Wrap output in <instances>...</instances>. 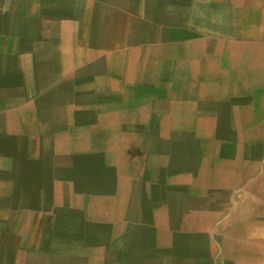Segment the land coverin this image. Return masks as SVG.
Here are the masks:
<instances>
[{"label":"crops","instance_id":"1","mask_svg":"<svg viewBox=\"0 0 264 264\" xmlns=\"http://www.w3.org/2000/svg\"><path fill=\"white\" fill-rule=\"evenodd\" d=\"M238 1L0 0V264L36 263L35 242L49 236L42 223L62 214L51 204L67 183L83 205L69 156L77 130L141 129L183 159L178 167L169 157L176 179L205 174L194 168L201 159L188 168V153L202 148L194 130H209L211 168L234 160L229 130L243 112L260 127L264 104V0L240 10ZM173 184L174 194L188 191ZM185 213L176 222L190 223Z\"/></svg>","mask_w":264,"mask_h":264},{"label":"rangeland","instance_id":"2","mask_svg":"<svg viewBox=\"0 0 264 264\" xmlns=\"http://www.w3.org/2000/svg\"><path fill=\"white\" fill-rule=\"evenodd\" d=\"M237 4L240 10L256 3L242 0ZM261 37L258 34L257 40ZM241 83L247 84L244 79ZM241 90L245 105L249 97L244 88ZM258 101L261 106L264 96ZM259 109L260 127H248L255 123L249 121V113L243 112L242 127L218 131L220 139L229 130L234 142L229 145L234 160L225 157L218 161V168H211L209 163L217 151L203 143L210 140L209 130H194L195 137L201 136L202 148L199 152L191 150L187 157L191 159L189 171L193 160L201 159L194 168L205 174L201 172L198 179L192 173L190 177L184 174L171 178L170 145L144 138L141 129L102 122L90 131L77 130L82 139L71 147L69 156L73 168L81 170L76 182L83 205L79 207L78 193L68 183L64 192L54 194L53 211L59 209L62 214L56 215L55 223H42L48 225L49 236L42 248L35 242V264H65L64 256L89 264H158L156 258L169 250L160 246L162 232L170 233L173 239L175 230L184 233L185 229L190 234L191 223L201 225L215 201L219 207L208 212L209 231L206 236H188L192 240L182 244L183 260L191 264H264V104ZM174 160L178 167L184 164L181 157ZM212 169H217L218 176ZM232 179L236 183L229 185ZM176 180L188 184V191L184 185L183 191L171 192ZM178 208L190 211V223L176 222L186 214ZM165 213L169 216L163 217ZM21 226L19 223L18 231ZM88 231L90 238L85 235ZM183 246L192 248V254L184 252ZM184 254L189 256L185 258Z\"/></svg>","mask_w":264,"mask_h":264},{"label":"bare ground","instance_id":"3","mask_svg":"<svg viewBox=\"0 0 264 264\" xmlns=\"http://www.w3.org/2000/svg\"><path fill=\"white\" fill-rule=\"evenodd\" d=\"M202 158V157H201ZM129 161V160H128ZM174 164V163H173ZM120 180V179H119ZM31 181V180H30ZM31 183V182H30ZM119 185V184H118ZM47 190V189H46ZM63 191V190H62ZM86 191V190H85ZM117 193V192H116ZM119 194V193H118ZM62 196V195H61ZM102 208V207H101ZM101 208H100V210H101ZM105 209V208H104ZM180 210V209H179ZM182 210V209H181ZM102 211V210H101ZM100 211V212H101ZM106 212V211H105ZM101 214H102V212H101ZM167 214V215H166ZM103 215V214H102ZM167 217V216H169V214L168 213H165L164 215H163V217ZM210 222V221H209ZM209 222H201L202 224V226L198 223V224H191L192 226V231H191V233L190 234H188L187 233V231H185V229H184V233H181V231H177V230H175V236H174V239H173V237L172 236H170V233H168L167 235H166V231H164V232H162V235L163 236H160V246H165V247H167L166 249H169V250H167L166 251V253H165V255H162V254H160L159 256H158V258H156V261H157V263L158 264H161V263H167V264H191V263H189V261L190 260H183V257H182V254H181V249H182V244H184L185 243V245H188V243L192 240L191 238H189L190 237V235H204V236H206V233H207V228H209L210 226H211V223H209ZM186 225V224H185ZM194 225H197L196 226V228L194 229ZM167 226H169V225H167ZM183 227V226H182ZM201 229H202V231H201ZM167 230V229H166ZM188 230V229H187ZM26 231V230H25ZM152 232V231H151ZM25 233V232H24ZM161 233V232H160ZM85 235L87 236V237H89L90 238V231H88V232H85ZM151 235V234H150ZM189 236V237H188ZM173 239V240H172ZM171 243H172V246H171ZM174 243H177V247H173V244ZM171 246V247H170ZM183 248H184V252H185V250H187V248L188 247H184L183 246ZM193 249L192 248H190L189 247V249L187 250V252L189 253V254H192V251ZM189 254H184L183 256L185 257V258H187L188 256H189ZM84 255V254H83ZM85 256H87V255H85ZM72 259H71V257L69 256H67L66 258H65V264H68V263H70V264H84V262H82V263H80L79 261L77 262V261H71Z\"/></svg>","mask_w":264,"mask_h":264}]
</instances>
